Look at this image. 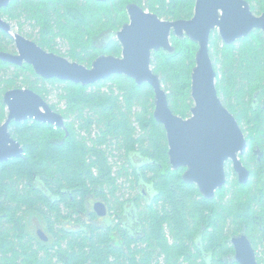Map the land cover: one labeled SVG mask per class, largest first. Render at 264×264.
Listing matches in <instances>:
<instances>
[{
  "label": "trees",
  "instance_id": "obj_1",
  "mask_svg": "<svg viewBox=\"0 0 264 264\" xmlns=\"http://www.w3.org/2000/svg\"><path fill=\"white\" fill-rule=\"evenodd\" d=\"M246 1L255 14L264 12V0ZM129 4L177 21L194 16L196 0H14L0 15L21 27L28 22L38 33L33 41L49 52L61 55L58 39L67 42L70 60L91 68L100 55H122L115 33L129 21ZM171 42L176 52L153 53L152 67L172 111L187 119L198 45L175 36ZM209 49L222 101L248 127L242 160L252 171L246 185L230 174L212 200L183 181V169H171L149 84L114 75L82 86L0 60V73L15 69L1 81L0 123L8 116L7 91L27 88L47 101L48 84L66 85V109L58 112L66 130L35 121L11 124L25 154L0 164V264H237L231 238L243 231L264 264V156L259 160L255 153L259 148L264 155V111L258 114L249 100L264 83V37L255 31L225 45L213 32ZM2 51L16 53L14 38L0 30ZM93 198L103 200L118 221L97 225L90 214ZM31 215L41 217L51 243L32 238ZM67 223L73 228L58 226Z\"/></svg>",
  "mask_w": 264,
  "mask_h": 264
},
{
  "label": "water",
  "instance_id": "obj_2",
  "mask_svg": "<svg viewBox=\"0 0 264 264\" xmlns=\"http://www.w3.org/2000/svg\"><path fill=\"white\" fill-rule=\"evenodd\" d=\"M14 0H0V10ZM108 2L110 0H95ZM129 22L115 36L122 55H100L89 68L66 57L49 52L33 40L16 33L0 15V30L13 36L17 53L0 52V60L18 67L30 65L46 80L71 82L82 86L98 84L114 75H124L138 86L149 84L155 93V120L164 126L169 146V164L173 171L185 169L183 181L195 185L207 200L226 186L225 163L231 159L241 185L251 173L240 159L248 149V141L233 114L222 103L216 89L217 73L210 55V37L218 31L227 45L248 37L254 30L264 32V13L256 16L246 0H196L190 20L166 21L137 4L126 7ZM172 36L189 38L198 45L195 67L191 75V96L194 106L191 117L176 115L169 105L160 76L152 67L154 52L174 54ZM8 116L0 123V164L22 158L25 150L11 134L13 122L35 121L60 129L65 118L35 91L27 88L9 90L3 96ZM100 216L107 215L104 202L95 205ZM39 236L48 240L40 230ZM237 264H259L252 241L245 231L231 238Z\"/></svg>",
  "mask_w": 264,
  "mask_h": 264
},
{
  "label": "flooded vegetation",
  "instance_id": "obj_3",
  "mask_svg": "<svg viewBox=\"0 0 264 264\" xmlns=\"http://www.w3.org/2000/svg\"><path fill=\"white\" fill-rule=\"evenodd\" d=\"M95 1V0H94ZM248 2V1H247ZM249 3V2H248ZM250 4V3H249ZM250 6H251V4H250ZM251 10H252V7H251ZM252 12L254 13V11L252 10ZM195 13V12H194ZM264 12H262L261 14H255L256 16H261L262 14H263ZM128 15V14H127ZM194 17V16H193ZM192 17V18H193ZM129 18V17H128ZM191 18V19H192ZM129 22V21H128ZM127 22V23H128ZM126 24V23H125ZM124 26V25H123ZM122 26V27H123ZM122 29V28H121ZM120 29V30H121ZM119 30V31H120ZM255 31H260L262 34H263V37H264V32L262 31V30H254L248 37H250ZM214 32H217L218 34H219V32L218 31H214ZM117 33V32H116ZM115 33V34H116ZM213 33V32H212ZM220 36V35H219ZM248 37H246V38H248ZM115 38L117 39V37L115 36ZM221 38V37H220ZM246 38H242V39H246ZM221 40H222V38H221ZM241 40V39H240ZM240 40H238V41H240ZM223 41V40H222ZM238 41H236L235 43H233V44H236ZM119 42V41H118ZM223 43H224V41H223ZM225 44V43H224ZM232 44V45H233ZM225 45H227V44H225ZM10 53H12V52H10ZM16 53H17V50H16ZM15 53V54H16ZM155 53V52H154ZM213 61V60H212ZM214 64V63H213ZM14 66V65H13ZM215 68V67H214ZM217 73V72H216ZM217 79H218V73H217ZM217 79H216V89H217ZM217 91H218V89H217ZM218 95H219V97H220V94H219V91H218ZM220 99H221V101H222V98L220 97ZM250 100V102H251V105H252V108L258 113V114H260V113H262V111H264V83H263V85H262V87H260V89H258L255 93H254V95H253V98H250L249 99ZM222 103H223V101H222ZM224 104V103H223ZM225 106V105H224ZM226 107V106H225ZM227 108V107H226ZM228 109V108H227ZM229 110V109H228ZM230 111V110H229ZM230 113H231V111H230ZM231 114H233V113H231ZM192 115V114H191ZM234 115V114H233ZM191 117V116H190ZM189 117V118H190ZM234 117H235V115H234ZM236 118V117H235ZM236 120H237V118H236ZM238 121V120H237ZM239 123V122H238ZM239 125H240V128L243 130V132H244V130L246 129H248V127H246V126H242L240 123H239ZM244 134H245V137H246V133L244 132ZM246 139H247V137H246ZM248 141V140H247ZM249 151V142H248V149L246 150V152L243 154V155H241L240 156V159H241V161L243 162V160H242V158L245 156V154L247 153ZM256 152V155H257V158L260 160L264 155H263V152L261 151V150H259V148H257L256 150H255ZM169 152V151H168ZM169 157V156H168ZM243 164H244V162H243ZM170 165V164H169ZM244 166L250 171V173H251V176H250V180H251V177H252V171H251V169L250 168H248L245 164H244ZM180 171V170H179ZM186 170L185 169H183V174H184V172H185ZM225 171H226V176H227V183H228V181H229V175L230 174H232L233 175V178H235L238 182H239V175L237 174V172L235 171V168H234V163H233V161L231 160V159H229L226 163H225ZM182 174V175H183ZM249 180V181H250ZM227 183H226V185H227ZM240 183V182H239ZM226 187V186H225ZM223 189V188H222ZM218 192V191H217ZM143 193L146 195L145 196V198L146 199H152L153 198V196L154 195H151V193L148 191L147 192V189H146V187H144L143 188ZM217 194V193H216ZM151 195V196H150ZM104 202L103 200H99V199H95V198H93L92 200H91V204H90V214H91V216H92V214H95V219L93 220L92 218H88L87 220L88 221H94L97 225H99V226H104V225H106V224H108V223H111V224H113V223H115L116 221H118V219H117V217L116 216H114V215H112V211L110 210V208L108 207V205L106 204V206H107V215L106 216H100L96 211H95V205L98 203V202ZM59 227H66V228H73V225H71L70 223H67V224H62V225H58ZM44 229H45V227H44ZM42 230V229H39L38 231H37V234H35V235H31L32 236V238H34L36 241H40V242H42V243H45V244H49V243H51V241H52V238H51V235L49 234V233H47V231H46V229L45 230ZM40 230H42L44 233H45V235L47 236V238H48V240H44V239H42L40 236H39V234H38V232L40 231ZM253 245V244H252ZM253 248H254V246H253ZM256 251V250H255ZM256 254H257V251H256ZM257 258H258V255H257Z\"/></svg>",
  "mask_w": 264,
  "mask_h": 264
},
{
  "label": "rangeland",
  "instance_id": "obj_4",
  "mask_svg": "<svg viewBox=\"0 0 264 264\" xmlns=\"http://www.w3.org/2000/svg\"><path fill=\"white\" fill-rule=\"evenodd\" d=\"M256 5V3H255ZM258 15L261 13H257ZM8 23H10L12 25V35L19 33L27 38L32 37L31 40H35V37L38 36L37 31H35L32 26H30V24L28 22H25V24L23 25V27H21L20 25H18L17 22L15 21H10L7 17H3ZM129 19V18H128ZM25 20H22V22L24 23ZM13 37V36H12ZM59 42V51L61 53V56L63 57H68V53L70 50V46L67 42L65 41H60V39H58ZM15 50L16 49V45H15ZM70 59V58H69ZM14 68L9 69L8 71H6L7 74L5 73H0V90L2 88L1 85V81L3 79V77L5 76L6 78H9L13 75L14 73ZM66 85L65 84H60V83H53V84H48V88L50 90V95L47 99V102L50 105H55L57 108V112H60L61 110H65L66 109V102L63 98L64 96V90H65ZM8 114V112H7ZM66 121V120H65ZM5 122V121H4ZM66 124V122H65ZM66 130V127L63 129ZM128 187V185H127ZM129 197V196H128ZM127 197V198H128ZM29 220V227H28V231L31 235H35L37 234V231L39 229H44L45 225L43 220L41 219V217H39L38 215H31L28 218ZM45 230V229H44Z\"/></svg>",
  "mask_w": 264,
  "mask_h": 264
},
{
  "label": "built area",
  "instance_id": "obj_5",
  "mask_svg": "<svg viewBox=\"0 0 264 264\" xmlns=\"http://www.w3.org/2000/svg\"><path fill=\"white\" fill-rule=\"evenodd\" d=\"M55 128H57V127H55Z\"/></svg>",
  "mask_w": 264,
  "mask_h": 264
}]
</instances>
